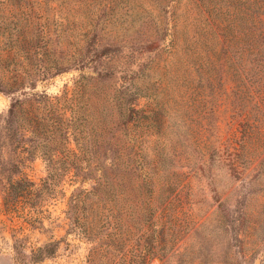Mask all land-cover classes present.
<instances>
[{
    "label": "rangeland",
    "instance_id": "1",
    "mask_svg": "<svg viewBox=\"0 0 264 264\" xmlns=\"http://www.w3.org/2000/svg\"><path fill=\"white\" fill-rule=\"evenodd\" d=\"M32 1L22 11L45 20L53 72L36 92L70 97L102 70L103 90L87 84L81 99L109 123L112 141L107 154L89 138L82 152L72 142L78 156L65 168L23 158L35 187L14 208L4 206L0 183V264H106L93 249L107 233L127 260L264 264V0ZM118 95L139 111L129 122L112 108ZM10 103L0 92V117ZM118 147L120 166L111 168ZM99 182L113 201L94 212L92 200L81 204L71 220L75 192ZM55 241L53 257L31 261Z\"/></svg>",
    "mask_w": 264,
    "mask_h": 264
},
{
    "label": "trees",
    "instance_id": "2",
    "mask_svg": "<svg viewBox=\"0 0 264 264\" xmlns=\"http://www.w3.org/2000/svg\"><path fill=\"white\" fill-rule=\"evenodd\" d=\"M33 5L32 0L0 1V92L11 99L7 114L0 117V183L4 206L7 208L16 207L22 198L34 192L32 189L35 183L22 174L23 158L33 159L40 155L49 164H53V168L57 162L61 163L60 168H65V163H69L72 155L78 156L69 148L72 142L75 143L77 150L82 152L85 147L83 145L88 144L86 140L89 138L93 141L95 153L100 150L104 151L103 154H107L110 151L107 146L112 141L104 138L109 123L106 127L102 124L103 121L95 116L97 108L92 105L90 99H81V91L87 84L103 90L102 70H95L97 78L92 76L83 87L82 84L77 83L70 97L69 91H64L59 97H51L46 92H36L38 84L52 78L53 72L48 64L51 56V39L46 30L45 20L43 22L42 16L37 17L22 11V8H32ZM5 6H15L18 11L5 14ZM106 51L96 53L89 63L94 64L99 58L105 57ZM58 67L55 71L61 73L63 68ZM94 69L97 68L93 67ZM116 92H120L119 89H116ZM116 100L112 108L118 110L119 117L126 122L134 119L135 113L139 111L131 105L127 106L124 96L118 95ZM88 126H91L90 130L93 133L90 134L91 137L86 135ZM116 146L114 141L113 147ZM105 147L107 150L104 149ZM118 150L119 147L113 150L115 157L111 168L120 166L117 162ZM236 169V166L231 164V171L236 172ZM100 171L103 173V179H106L108 174L104 173V169ZM16 175H18L17 179L14 178ZM101 188L104 187L99 182L92 191L78 189L75 192L69 201L73 206V211L71 209L68 212L71 220L78 221L74 213L81 204L86 205L92 200L90 206L91 212H94L102 202L108 204L113 201L115 198L113 189ZM93 198L97 200L94 201ZM101 240L103 241L99 246L93 249L95 261L99 256L100 260H107L106 264H154V259L157 257L145 253L127 260L123 244L116 234L107 233ZM58 248L57 241L47 243L32 251L31 261L39 263L51 258ZM173 257L178 258L177 262L182 261L180 255ZM169 260H165L162 264H169ZM160 261H163L162 258Z\"/></svg>",
    "mask_w": 264,
    "mask_h": 264
}]
</instances>
